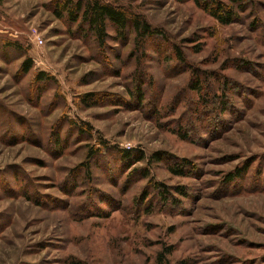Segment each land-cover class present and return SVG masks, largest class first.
I'll return each instance as SVG.
<instances>
[{
  "label": "rangeland",
  "instance_id": "1",
  "mask_svg": "<svg viewBox=\"0 0 264 264\" xmlns=\"http://www.w3.org/2000/svg\"><path fill=\"white\" fill-rule=\"evenodd\" d=\"M100 1L0 0V264H264V0Z\"/></svg>",
  "mask_w": 264,
  "mask_h": 264
},
{
  "label": "trees",
  "instance_id": "2",
  "mask_svg": "<svg viewBox=\"0 0 264 264\" xmlns=\"http://www.w3.org/2000/svg\"><path fill=\"white\" fill-rule=\"evenodd\" d=\"M244 1L245 0H231L233 5H241ZM57 2L59 3L58 5H61L57 12L60 17H63V15L66 14L71 23H76L81 17H83L86 23L95 30L100 42L102 43H104L107 39L106 30L108 23H111L121 36L125 35V31L129 28V26H133L134 30L139 33L140 39L143 41L155 36L156 31L148 26L144 21L137 18L132 19L116 7H113L110 4H105L100 0H89L88 2H84L83 0H57ZM210 4L212 5V8H214L213 11H211V14L221 24L227 25L232 22L234 18L232 10L218 4L216 0H211ZM31 68V60H26L23 63L24 72L28 73ZM40 79L47 80V77H44L42 74ZM88 105L90 106V104ZM183 167L184 166H177V169H173V172L182 175L184 173ZM241 174L242 172H239L238 176H241ZM231 179L233 180L234 177ZM180 191L182 194L184 193L183 190ZM162 193L165 197H167L164 192Z\"/></svg>",
  "mask_w": 264,
  "mask_h": 264
},
{
  "label": "built area",
  "instance_id": "3",
  "mask_svg": "<svg viewBox=\"0 0 264 264\" xmlns=\"http://www.w3.org/2000/svg\"><path fill=\"white\" fill-rule=\"evenodd\" d=\"M34 40L38 43V44H41L43 43V40L39 37H35Z\"/></svg>",
  "mask_w": 264,
  "mask_h": 264
}]
</instances>
